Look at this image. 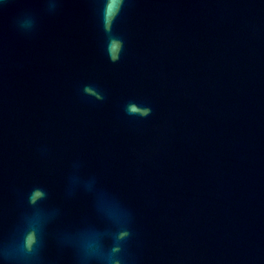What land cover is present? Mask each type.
Wrapping results in <instances>:
<instances>
[{
	"label": "water",
	"instance_id": "water-1",
	"mask_svg": "<svg viewBox=\"0 0 264 264\" xmlns=\"http://www.w3.org/2000/svg\"><path fill=\"white\" fill-rule=\"evenodd\" d=\"M0 264H264V0H0Z\"/></svg>",
	"mask_w": 264,
	"mask_h": 264
}]
</instances>
